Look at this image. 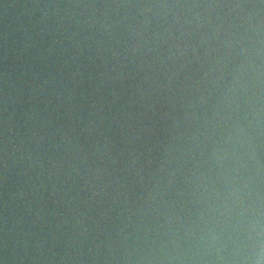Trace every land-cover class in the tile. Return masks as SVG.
<instances>
[{"label":"water","instance_id":"95a60500","mask_svg":"<svg viewBox=\"0 0 264 264\" xmlns=\"http://www.w3.org/2000/svg\"><path fill=\"white\" fill-rule=\"evenodd\" d=\"M0 264H264V0H0Z\"/></svg>","mask_w":264,"mask_h":264}]
</instances>
